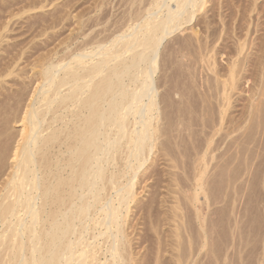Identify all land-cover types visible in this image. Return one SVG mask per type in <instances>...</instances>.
I'll return each instance as SVG.
<instances>
[{
    "label": "bare ground",
    "instance_id": "6f19581e",
    "mask_svg": "<svg viewBox=\"0 0 264 264\" xmlns=\"http://www.w3.org/2000/svg\"><path fill=\"white\" fill-rule=\"evenodd\" d=\"M137 1L144 5L129 13L128 25L121 27L123 30L110 42L98 44L101 39L89 49L79 46L75 53L68 48L71 52L67 49L68 56L62 58L56 57L57 50L50 54L47 51L49 55L42 57L39 70L33 71L37 74L36 85L28 94L30 99L25 109L20 111L23 115L13 114L23 125L17 134L19 138L12 147L5 145L11 147L7 148L8 154L0 146L1 154L12 158L11 171L0 187V227L5 226L0 231V264H140L142 261L143 258L139 261L141 254L133 251L138 245L133 241L140 238L136 231L140 221L135 224L134 217L144 219L139 211L146 212L145 204L138 206L141 193L138 190L144 191L153 177L147 173L150 166L147 162L152 164L159 159L163 135L159 125L160 83L155 81L158 51L166 37L183 30L182 26L191 22L198 12L203 13L208 3L207 0H131V4ZM3 4L5 8L6 3ZM186 41L179 42L177 51L187 46ZM243 43L238 44V55ZM200 47L213 71L216 61L209 53L212 48L207 46V41ZM9 60L2 63L0 78L15 72L17 55ZM237 60L230 61L231 84ZM258 63L261 65L262 61L259 59ZM227 82L223 80L221 84L222 99L228 102ZM13 93L18 97L15 90ZM227 102L219 110L220 125ZM206 152L207 147L193 162V201L203 191ZM176 174L169 171L170 185L179 184ZM177 208L175 205L166 210L169 213L165 220L175 222ZM174 227L166 239L158 237L156 258L152 257L154 264H159L163 251L170 252L173 264H196L197 248L191 249L189 243L188 253H181L180 231L177 225ZM152 229L158 233V224Z\"/></svg>",
    "mask_w": 264,
    "mask_h": 264
},
{
    "label": "rangeland",
    "instance_id": "374dc122",
    "mask_svg": "<svg viewBox=\"0 0 264 264\" xmlns=\"http://www.w3.org/2000/svg\"><path fill=\"white\" fill-rule=\"evenodd\" d=\"M3 1H0L3 27L0 26V68L10 57H18L15 72L0 78V146H4L6 153L23 128L13 114H21L25 109L30 99L28 94L36 85L37 74L33 71L39 70L41 59L52 50H57L56 57L62 58L66 57L68 48L75 53L80 50L79 46L89 49L99 40L103 41L98 44L110 42L128 25L129 13L141 9L144 2L132 5L131 0ZM38 2L44 5L41 7ZM3 3H6L5 8L10 3V8L5 9ZM207 3L203 13L198 12L191 22L182 26L183 30L166 37L158 51L155 81L160 83L162 118L158 123L163 135L159 159L152 164L147 162V166L150 165L147 173L153 174L155 180L150 178L144 191L138 190L141 192L138 206L146 205V212L139 211L144 219L137 216L134 208L138 217H134V221H140V224L135 221L140 238L133 241L138 244L133 251L141 254V258L137 255L139 261L143 258L140 264H154L158 237L166 239L176 225L181 235L180 245H183L180 252L188 253L190 244L191 249L197 248L196 264H264V0H207ZM88 40L90 46L93 41V46H89ZM185 40L187 46L177 51L179 42ZM84 41L87 44H83ZM205 41L216 61L213 71L200 47ZM242 42L244 50L238 55L237 47ZM67 43H71L70 46L67 47ZM233 59L239 60L234 66L231 84L229 70ZM223 80L228 81V102L222 99ZM14 90L15 94L19 90L17 94L22 91L24 94L15 97ZM226 102L227 110L220 125L219 110ZM7 144L11 146H6L8 149ZM206 147L203 191L198 200L193 201V162ZM4 154L0 150V163L3 161L0 187L11 171L12 158ZM169 171L178 174V185H170ZM176 201L179 202L176 204ZM149 205L151 209L147 210ZM175 205L178 218L175 222L165 220L166 213L168 215ZM152 224H158L159 235L155 234ZM201 242L203 248L199 245ZM166 253L163 251L159 264H173L170 252Z\"/></svg>",
    "mask_w": 264,
    "mask_h": 264
}]
</instances>
